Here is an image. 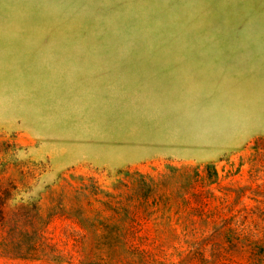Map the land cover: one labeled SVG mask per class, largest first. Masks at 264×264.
<instances>
[{
  "label": "rangeland",
  "instance_id": "1",
  "mask_svg": "<svg viewBox=\"0 0 264 264\" xmlns=\"http://www.w3.org/2000/svg\"><path fill=\"white\" fill-rule=\"evenodd\" d=\"M0 264H264V0H0Z\"/></svg>",
  "mask_w": 264,
  "mask_h": 264
}]
</instances>
